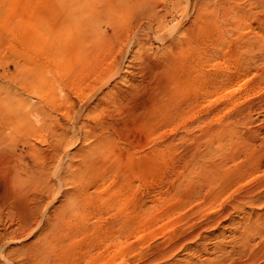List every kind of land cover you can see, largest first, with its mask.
Returning <instances> with one entry per match:
<instances>
[{"label": "rangeland", "instance_id": "rangeland-1", "mask_svg": "<svg viewBox=\"0 0 264 264\" xmlns=\"http://www.w3.org/2000/svg\"><path fill=\"white\" fill-rule=\"evenodd\" d=\"M124 1L0 0V178L46 198L8 259L264 264V0Z\"/></svg>", "mask_w": 264, "mask_h": 264}, {"label": "bare ground", "instance_id": "bare-ground-1", "mask_svg": "<svg viewBox=\"0 0 264 264\" xmlns=\"http://www.w3.org/2000/svg\"><path fill=\"white\" fill-rule=\"evenodd\" d=\"M155 1V0H154ZM154 1H152V2H154ZM177 1V0H176ZM188 2H189V0H187ZM204 1V0H203ZM210 1H212V0H210ZM222 1V0H221ZM257 1V0H256ZM125 3L126 2H128L127 0L126 1H124ZM158 1L156 0L155 1V3H157ZM218 2V1H217ZM240 2V1H239ZM242 2V1H241ZM246 2V1H245ZM251 2V1H250ZM103 3H105V2H103ZM143 3H146V2H143ZM159 3H161V1H159ZM190 3V2H189ZM188 3V4H189ZM201 3H202V1H201ZM210 3V7H212V6H214L215 4H213V5H211V3H214V0L212 1V2H209ZM221 3V2H220ZM255 3V2H254ZM259 3V2H258ZM257 3V4H258ZM263 3V2H262ZM261 3V4H262ZM127 4V3H126ZM147 4V3H146ZM154 3H150V4H147V5H149V6H151V5H153ZM158 4V3H157ZM162 4V3H161ZM207 4L208 3H205V5H204V8H205V10H206V8H209V10L208 11H203V9H202V11L205 13H208V12H211L212 14H214V13H216L217 11H215V7H212L211 9H210V7H206L207 6ZM222 4V3H221ZM221 4H217L218 6L220 5L221 6ZM239 4V3H238ZM86 5V4H85ZM144 5V4H143ZM202 5V4H201ZM252 5V4H251ZM263 5V4H262ZM106 6V5H105ZM157 6V5H156ZM162 5H160V6H158V7H161ZM181 6V5H180ZM189 6H190V4H189ZM220 6H219V8H220ZM236 6V5H235ZM152 7V6H151ZM178 7V6H177ZM200 7V6H199ZM222 7V6H221ZM257 7V6H256ZM258 7H259V5H258ZM262 7V6H261ZM85 8H86V6H85ZM103 8V7H102ZM139 8V7H138ZM148 8V7H147ZM150 8V7H149ZM152 8H155V7H152ZM186 8H187V6H186ZM218 8V7H217ZM218 8V9H219ZM229 8V7H228ZM235 8V7H234ZM263 8V7H262ZM163 9V8H162ZM196 9L197 10H199L198 9V7H196ZM213 9H214V12H213ZM226 9V8H225ZM261 9V8H260ZM95 10V9H94ZM104 10V9H103ZM188 10V9H187ZM196 10V11H197ZM200 10H201V7H200ZM199 10V11H200ZM212 10V11H211ZM241 10V9H240ZM239 10V11H240ZM262 10V9H261ZM93 11V10H92ZM151 11H152V9H151ZM155 11V10H154ZM184 11V10H183ZM190 11V10H189ZM198 11V12H199ZM234 11V10H233ZM237 10H235V12H236ZM243 11V10H242ZM158 12H159V10H158ZM198 12H197V14H198ZM200 13L201 15L203 14L204 15V13ZM137 13V12H136ZM155 14V18H157L158 19V13H157V11L156 12H154ZM205 13V14H206ZM211 13H209V14H211ZM229 13V12H228ZM238 13V12H237ZM153 14V13H152ZM196 14V15H197ZM209 14H207V16L209 15ZM185 15V14H184ZM200 15V16H201ZM230 15V14H229ZM161 16V15H160ZM211 16V15H210ZM146 17V16H145ZM148 17V16H147ZM162 17V16H161ZM164 17V16H163ZM196 17V16H195ZM198 17V16H197ZM225 17H226V14H225ZM141 18H143V17H141ZM160 18V17H159ZM230 18V17H229ZM140 19V18H139ZM147 19V18H146ZM162 19V18H161ZM161 19H159L158 21H160V23H161ZM164 19V18H163ZM220 19V18H219ZM148 20L150 21V19L148 18ZM226 20V19H225ZM262 20V19H261ZM153 20L151 19V21L150 22H152ZM156 21V20H155ZM154 21V22H155ZM143 22V21H142ZM129 23V22H128ZM135 23H137V21L136 22H134V24ZM153 23V22H152ZM134 24H133V26H134ZM149 24V23H148ZM155 24V23H154ZM141 27V25H140V23H138V24H136V26H135V29L136 30H138L139 28ZM151 27V26H150ZM131 28H132V26H131ZM130 28V29H131ZM184 28V27H183ZM188 28V27H187ZM192 28V27H191ZM231 28V27H230ZM135 29H131L130 30V33H135ZM163 29V28H162ZM222 34V33H221ZM160 35V34H159ZM186 35V34H185ZM155 36V35H154ZM157 37V36H156ZM126 38V37H125ZM164 38V37H163ZM176 38V37H175ZM162 40V39H161ZM171 40V39H170ZM176 40V39H175ZM184 41V40H183ZM176 42H178V41H176ZM162 62V61H161ZM221 77V76H220ZM213 80V79H212ZM233 93V92H232ZM217 96V95H216ZM30 97V96H29ZM32 97V96H31ZM28 98V97H27ZM33 98H31V100H32ZM35 101V100H34ZM32 102V101H31ZM29 104H31V103H29ZM138 105H140V104H138ZM21 110V109H20ZM22 112H23V110H22ZM41 113V112H40ZM31 114V123L30 124H32V126H33V124H35V123H38V122H40L41 121V117H40V115H39V113H37V111L36 112H31L30 113ZM60 114V113H59ZM66 116V115H65ZM26 117V116H25ZM28 118V117H27ZM23 119V118H22ZM70 119V118H69ZM24 121H25V119H24ZM70 121V120H69ZM58 122V121H57ZM64 122V121H63ZM66 122V121H65ZM70 122H72V121H70ZM10 124V123H9ZM58 125V124H57ZM61 125V124H60ZM221 125V124H220ZM39 126V125H38ZM55 127V126H54ZM57 127V126H56ZM61 127V126H60ZM59 127V128H60ZM64 127V126H63ZM5 130V129H4ZM54 130V129H53ZM53 130H51L52 132H53ZM59 130V129H58ZM69 130V129H68ZM71 130V129H70ZM55 131V130H54ZM60 131V130H59ZM216 131V130H215ZM71 132H73L74 133V130L73 131H71ZM54 133V132H53ZM57 133V132H56ZM72 133V134H73ZM59 134H61V135H66L67 134V132L64 130L63 131V129L59 132ZM72 134H70V135H72ZM53 136V135H52ZM57 136H58V134H57ZM56 136V137H57ZM56 137H55V140H57L56 139ZM59 137V136H58ZM71 137V136H70ZM69 137V138H70ZM61 138V137H60ZM53 139V138H52ZM66 139V138H65ZM216 139V138H215ZM61 140V139H60ZM70 141V140H69ZM52 142V141H51ZM57 142H59V139L57 140ZM61 142V141H60ZM63 142H64V140H63ZM63 142H61L59 145L61 146V144H63ZM73 142V141H72ZM72 142H70V143H72ZM68 143V141L67 142H65V144H67ZM53 143H51V148H52V146L55 144V142H54V144L52 145ZM65 144H63V146L65 145ZM49 145H50V143H49ZM56 145H58V143H56ZM71 145V144H70ZM59 146V147H60ZM68 146H69V144H68ZM67 146V147H68ZM7 147L8 146H6V148L5 149H7ZM10 147V146H9ZM58 147V146H57ZM59 147H58V149H59ZM62 147V146H61ZM73 147V146H72ZM54 148V147H53ZM66 148V146H64V149ZM69 148V147H68ZM1 149V148H0ZM3 149V148H2ZM0 150V156H1V158L0 159H2V156H5L4 158L5 159H3V162H5V160H6V156H7V152H6V150L4 151V149L3 150ZM63 149V150H64ZM53 151V150H52ZM51 151V155L53 156V155H58L57 153H55V152H57L56 150H54L55 152V154L53 153ZM60 151H61V149H60ZM66 151V150H65ZM68 151V150H67ZM76 152V151H75ZM17 153V152H16ZM53 153V154H52ZM60 153V152H59ZM61 153H63L62 151H61ZM21 154H22V152H21ZM49 154H50V152H49ZM65 154V153H64ZM67 154V153H66ZM9 155V154H8ZM23 156H24V153L22 154ZM27 155V154H26ZM69 155H70V153H69ZM58 157V156H57ZM51 158V157H50ZM8 159V158H7ZM3 164V163H2ZM51 164V163H50ZM66 164V163H65ZM60 165V164H59ZM70 165V164H69ZM0 166H1V164H0ZM38 166V165H37ZM25 167H28V165L27 166H25ZM41 167V166H40ZM14 168V167H13ZM37 168V170L39 169V167H36ZM41 169H42V167H41ZM8 170H9V168H8ZM25 170V169H24ZM46 170V169H45ZM48 170V169H47ZM73 170V169H72ZM22 171V170H21ZM42 171V170H41ZM9 172V171H8ZM14 172V171H13ZM53 172H55V171H53ZM1 173H3L4 174V172H1ZM0 173V174H1ZM15 173V172H14ZM18 173V172H17ZM17 173L16 174H9V175H4V177H2V178H0V208H2V210L0 211V255L1 254H5V259H6V263L7 264H14V262L12 263V261H10L8 258H10V257H12V255H15V254H44L43 252H44V245H45V242L47 241V237L46 238H44V236H42V234H43V232H42V234H41V237L40 236H36V238H35V241L33 242V243H29V240H28V238H29V236H30V234H32V232H33V230H34V227L33 226H37V225H43V223L41 222V220L40 219H38V208H39V206L37 205L40 201H41V199H44V198H39V196L37 195H31V196H29V191L28 192H26L25 191V189L24 188H26V186L22 183V180H20L19 179V177L17 176ZM68 173V172H67ZM3 174H2V176H3ZM74 175V174H73ZM1 177V176H0ZM42 177H45V176H42ZM64 177H66V176H64ZM63 177V178H64ZM68 177V176H67ZM69 178V177H68ZM207 179V178H206ZM45 180V179H44ZM76 180V179H75ZM26 181V180H25ZM50 182V181H49ZM22 184L25 186L24 188L22 187ZM31 184H32V182H31ZM38 184V183H37ZM26 185H27V182H26ZM29 185V184H28ZM52 186H53V184H51ZM75 186V185H74ZM28 187V186H27ZM39 187V186H38ZM201 187V186H200ZM16 188H18L17 190H16ZM21 189H23V190H21ZM26 189H28V188H26ZM38 189V188H37ZM40 189V188H39ZM77 191V190H76ZM36 192H37V190H36ZM43 193V192H42ZM60 193H61V191H60ZM67 193V192H66ZM32 194V193H31ZM34 194V193H33ZM36 194V193H35ZM56 194V193H55ZM73 194V193H72ZM48 196L50 195V194H47ZM68 194H64V197H63V199H64V202L66 203L67 201H65L66 199H68L69 200V197H70V194H69V196H67ZM42 196H45L44 194H42ZM57 196V195H56ZM38 197V198H37ZM41 197V196H40ZM48 198V197H47ZM56 197H54L53 199H55ZM62 198V197H61ZM72 198V197H71ZM74 198H75V196H74ZM73 198V199H74ZM46 199V198H45ZM252 199V198H251ZM78 200V199H77ZM259 200V198L257 199V197L255 198V199H252V201H250L251 203H249V204H252V202L253 201H258ZM62 202H63V200H61ZM60 202V201H59ZM62 202H60V204L62 203ZM34 203V204H33ZM64 203V204H65ZM60 204L58 205L59 207H60ZM74 204V203H73ZM62 205V204H61ZM68 206V205H67ZM56 207V206H55ZM43 209V208H42ZM59 209H61V207L59 208ZM71 209V208H70ZM75 209V208H74ZM73 209V210H74ZM55 210V209H54ZM54 210H53V213H54ZM66 210V209H65ZM56 211V210H55ZM60 212V211H59ZM64 212V211H63ZM56 213V212H55ZM55 213H54V215H55ZM56 215H58V214H56ZM64 216V215H63ZM43 219V218H42ZM57 219H59V216H58V218H56L55 220H57ZM61 220H63V219H61ZM45 221V220H44ZM58 221V220H57ZM57 224V223H56ZM47 226H49V225H47ZM78 229V228H77ZM79 230V229H78ZM48 233V232H47ZM50 233V232H49ZM48 233V234H49ZM40 235V234H39ZM45 235V234H44ZM54 235V234H53ZM60 235V234H59ZM50 238V237H49ZM26 240H28L27 242H26ZM46 240V241H45ZM21 244L20 246V248H15V247H13V244ZM253 258V257H252ZM29 261V260H28Z\"/></svg>", "mask_w": 264, "mask_h": 264}]
</instances>
